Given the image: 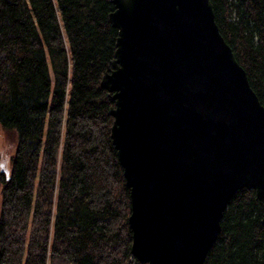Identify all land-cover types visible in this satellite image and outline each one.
Wrapping results in <instances>:
<instances>
[{
    "label": "trees",
    "instance_id": "obj_1",
    "mask_svg": "<svg viewBox=\"0 0 264 264\" xmlns=\"http://www.w3.org/2000/svg\"><path fill=\"white\" fill-rule=\"evenodd\" d=\"M264 105V0H211ZM110 0H0V264H146L131 252L129 187L100 85L118 34ZM6 169L8 172H6ZM262 202L228 200L202 264H264Z\"/></svg>",
    "mask_w": 264,
    "mask_h": 264
},
{
    "label": "water",
    "instance_id": "obj_2",
    "mask_svg": "<svg viewBox=\"0 0 264 264\" xmlns=\"http://www.w3.org/2000/svg\"><path fill=\"white\" fill-rule=\"evenodd\" d=\"M110 1L118 34L100 85L114 102L131 252L146 264H202L238 189L254 190L264 225V105L211 0Z\"/></svg>",
    "mask_w": 264,
    "mask_h": 264
},
{
    "label": "rangeland",
    "instance_id": "obj_3",
    "mask_svg": "<svg viewBox=\"0 0 264 264\" xmlns=\"http://www.w3.org/2000/svg\"><path fill=\"white\" fill-rule=\"evenodd\" d=\"M14 146V136L12 133L4 131L0 128V149L4 162L7 161L10 150Z\"/></svg>",
    "mask_w": 264,
    "mask_h": 264
}]
</instances>
